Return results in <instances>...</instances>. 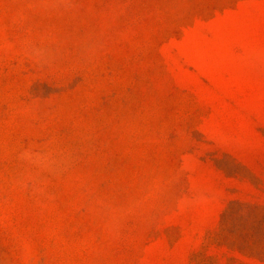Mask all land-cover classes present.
Wrapping results in <instances>:
<instances>
[{"label": "rangeland", "instance_id": "rangeland-1", "mask_svg": "<svg viewBox=\"0 0 264 264\" xmlns=\"http://www.w3.org/2000/svg\"><path fill=\"white\" fill-rule=\"evenodd\" d=\"M0 264H264V0H0Z\"/></svg>", "mask_w": 264, "mask_h": 264}]
</instances>
